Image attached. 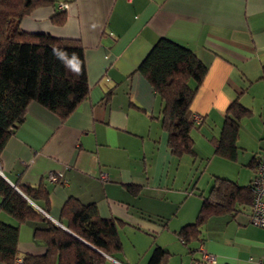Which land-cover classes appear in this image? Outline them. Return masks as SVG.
I'll use <instances>...</instances> for the list:
<instances>
[{"label":"crops","instance_id":"obj_1","mask_svg":"<svg viewBox=\"0 0 264 264\" xmlns=\"http://www.w3.org/2000/svg\"><path fill=\"white\" fill-rule=\"evenodd\" d=\"M59 2L67 3L60 22L54 14ZM19 26L79 39L89 92L64 120L30 102L0 154L3 178L62 227L69 197L115 218L121 248L106 255V264H150L155 247L166 251L161 264H264V228L251 223L249 205L208 215L197 238L183 242L178 234L195 220L215 176L239 185L254 176L249 163L264 145V0H48ZM162 36L189 47L207 66L190 106L199 124L191 132L194 155L171 152L162 102L137 69ZM235 98L251 115L240 120L237 155L230 160L215 146ZM205 161L209 173L199 185L203 174L196 177L192 169ZM50 171L66 180L49 181ZM20 185L44 192L29 198ZM0 219L16 224L1 209ZM41 222L20 223L17 260L45 252L44 242L34 238ZM203 252L213 260H203Z\"/></svg>","mask_w":264,"mask_h":264},{"label":"trees","instance_id":"obj_2","mask_svg":"<svg viewBox=\"0 0 264 264\" xmlns=\"http://www.w3.org/2000/svg\"><path fill=\"white\" fill-rule=\"evenodd\" d=\"M46 2L0 0V154L8 137L23 122L30 102H38L64 120L89 92L84 46L79 39L25 31L19 26L23 16ZM63 10L56 8L58 22ZM137 69L162 102L161 126L168 133L171 152L176 156L194 155L191 132L199 124L191 116L190 106L207 66L189 47L162 36ZM250 115L251 110L237 98L229 103L215 146L217 155L230 160L236 158L239 123ZM263 158L264 145L250 160L255 173L246 185L214 177L195 220L178 233L183 242L199 236L200 226L208 215L231 212L236 209V203L252 206L253 180ZM19 188L29 198L44 192L41 187L20 185ZM127 188L134 193L139 190L136 185ZM0 198V209L16 220V224H11L0 219L3 264H106V255L112 257L121 248L116 219L101 217L94 203L69 197L61 209L65 220L62 227L34 207L1 175ZM30 218L42 221L34 228V238L44 242L46 250L42 254L26 253L17 263L19 225ZM165 254L166 251L155 247L149 263L161 264Z\"/></svg>","mask_w":264,"mask_h":264},{"label":"built area","instance_id":"obj_3","mask_svg":"<svg viewBox=\"0 0 264 264\" xmlns=\"http://www.w3.org/2000/svg\"><path fill=\"white\" fill-rule=\"evenodd\" d=\"M66 6H67L66 2L65 3L59 2L57 8L63 10L66 8ZM47 179L52 182H56V181L64 182L66 180L63 178L61 172L55 173L53 171L47 173ZM253 184H254V196H253L251 212H250V221L254 225L264 228V158L261 160L258 166L257 175L253 180ZM38 210L41 211L46 216H48L42 209L38 208ZM202 258L203 260L206 261L213 260V257L207 254L206 252H203ZM113 260L117 264H125L115 259ZM20 261L21 259L17 260V263H19Z\"/></svg>","mask_w":264,"mask_h":264},{"label":"rangeland","instance_id":"obj_4","mask_svg":"<svg viewBox=\"0 0 264 264\" xmlns=\"http://www.w3.org/2000/svg\"><path fill=\"white\" fill-rule=\"evenodd\" d=\"M205 163H206V165H205ZM198 163H196V165H197ZM195 165V166H196ZM209 165H210V162H207V161H205L204 162V164H201L200 165V167L197 169H195L194 167H193V169H192V174H194L195 173V176L196 177H199L200 175H202L203 174V176L200 178V180H199V185H202V184H204L205 183V180H206V175H208V173H209V170H208V167H209ZM196 167H198V165L196 166ZM195 177V178H196ZM197 179V178H196ZM196 181V180H195ZM194 197H198L197 195H194ZM140 233H142V234H145L146 235V233H144V232H139V235H142V234H140ZM125 245L128 247V246H131L132 245V242L130 241V239H128V238H126L125 239Z\"/></svg>","mask_w":264,"mask_h":264},{"label":"clouds","instance_id":"obj_5","mask_svg":"<svg viewBox=\"0 0 264 264\" xmlns=\"http://www.w3.org/2000/svg\"><path fill=\"white\" fill-rule=\"evenodd\" d=\"M72 59H73V61H75V59H76L74 54H73V58H72ZM77 70H78V69H77Z\"/></svg>","mask_w":264,"mask_h":264}]
</instances>
